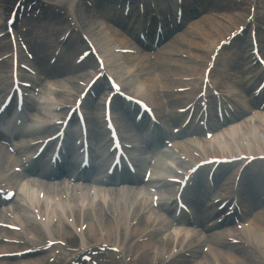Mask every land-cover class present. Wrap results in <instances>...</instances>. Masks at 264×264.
Here are the masks:
<instances>
[{
    "label": "bare ground",
    "instance_id": "obj_1",
    "mask_svg": "<svg viewBox=\"0 0 264 264\" xmlns=\"http://www.w3.org/2000/svg\"><path fill=\"white\" fill-rule=\"evenodd\" d=\"M12 1L13 0H0V18L6 14L7 8L10 6V4H12L11 3ZM51 1L59 2L58 0H51ZM218 3H219L218 0H200V4L204 8H209V7L215 8L213 6V4L216 5ZM14 4H15V0L13 2V5ZM260 4L262 6H264V0H260ZM38 6H39V3L37 4V7ZM211 8H209V9H211ZM235 9H236V7H233V8H230L229 11L224 10L223 12H227L229 14V16L233 17V14H234L233 11ZM42 11H46L47 16L45 17L44 21L42 22L40 30H34V32H33V34H37L38 36H40V39L42 41L41 46L35 47V46H33L32 43H30L31 47L34 49V50L33 49L32 50L36 54L35 55L36 58L33 61V68H34L35 72H37L38 76L36 78L29 77L26 80L30 83H34L35 86L41 88V92H42L43 97H46V89H45L46 84H42L43 79L40 78L41 68L45 67V70L54 71V73L59 77L61 76V73H64V75H66L67 78L61 83L64 84L65 87L69 86L71 89H74L75 91H77V89H75L77 87V80H82V77H86L87 79H89L90 75L89 74L84 75L83 72L86 70V67L95 66V63L93 62L92 58H89L80 67H75L74 64L71 66H68L65 64L64 65L55 64L52 68L47 66L46 65V56L44 54V51H46V53H49L50 51L51 52L54 51L55 47L58 45L57 40L59 39V37L61 35H63L69 29V25H66V22L63 19L64 17L59 16V17L55 18L54 16H52L50 14V12L48 10L42 9ZM88 20L93 26L94 19L89 18ZM208 22H209V18L202 17L201 21L193 23L192 27L193 28H195V27L199 28L200 27L201 30L205 33V35L211 37L208 29H210L214 25L212 24L213 22H211V23H208ZM237 24H238V22L235 23V26H237ZM231 28L232 27L227 28V31H229ZM114 30H116V29H114ZM116 32H119V31L116 30ZM73 35H74V33L71 35V37L69 38V40L65 44V47H72V50L76 51L79 49V47H76L78 41L73 42V43L70 41L72 39ZM184 35L190 36L191 34H189L187 32ZM215 41H217V39L206 41V44H208V48L210 50H211V45H209V44H212V42H215ZM48 43H52L53 47L48 49L47 48ZM116 43L118 45L114 48H125V46L132 44V42L124 43V41H122V40L118 41L117 39H116ZM245 46H246L245 47V49H246L247 45H245ZM168 47H169V49H171L170 53H172L173 51H176L177 53L182 52L181 51L182 48L177 47V44H175V43L173 44V42H171L168 45ZM195 47H196V50L200 49V46L197 44H195ZM8 48H9V45L7 44L6 40H4V39L0 40V57H2L4 54H7ZM1 49H4V50H1ZM64 50H65V48H64ZM247 50H248V48H247ZM184 53L188 54L189 56L192 55V51L184 52ZM64 54H66V53H64ZM122 58L124 60V63L126 65H128L129 69H134L141 62L145 63V66L143 67V71L136 70V72H135V70H134V73L137 75L139 82L145 87V90L147 93V95H145L143 93H139V94L146 96L149 103L152 106H154L155 111H156L158 116L161 115V113H162L161 111H162V109L165 108V106L162 104V101L160 100V96L153 92L155 89H158V87L156 88V86H154V85H156L157 79H159V78L161 79L162 76L168 75V74L170 75L173 73L171 69H168V63L178 62V63L182 64V66L180 67V70L186 69V72L189 73L188 75H184L185 72L177 71L180 73L177 76L196 75V74H199L202 70V65H194L188 61L172 60L171 57L169 56V52H167L166 50H162L161 52L158 53L157 61H156L155 65L150 63L149 60H147L146 56H144V55H141V56L126 55V56H123ZM229 60L233 61L232 65H231V62ZM250 63H251V60H250V56L248 57V55H247V51H245L243 55H242L241 51L238 53L236 52L234 57L230 56V59L227 58L225 60V64H226V67L228 68V70L230 69L228 67V64L230 67H233L234 69L239 68V66L241 68V65H242L243 66V73L245 72L246 66H248ZM6 69L8 70V72ZM10 71H11L10 62H3L2 64H0V96L3 95L2 99L4 98L5 93L11 88L10 83L5 78H3L2 75L5 72L9 73ZM21 72L24 73L23 70H21ZM249 73H250V71H249ZM44 80L50 81L49 79H46V78ZM52 84L50 83L48 85L52 87L53 86ZM231 84L234 87L233 89L236 92H238L237 96L233 95L234 94L233 91L227 92V94L232 97L233 102L238 101V103H240V104H248L247 94L251 91V89H249L247 87V84L241 85L240 83H236V82H231ZM164 85L169 86L167 88V89H169V93L167 95L168 102H169L168 105L173 107L172 113H174V110L176 108H180L183 105V103L187 102V100L190 98L187 95L177 96L171 92L172 90H170V89L172 87L170 86V84L168 85V83L165 82ZM98 92H100V91H96L97 94H98ZM190 95L192 96V94H190ZM67 98H69V97L65 96V95H58V96H54L53 99H54V101H59V100H65ZM179 99H185V101H183V102L178 101ZM93 103L95 104V102H93V100L90 97L86 99L83 109L86 111L87 114H88L87 110L90 108V106ZM179 104H182V105H179ZM96 106H97V110L99 111L100 110V104L97 103ZM121 106H122V103H120L119 101L115 102L114 115H115L116 122L118 123L119 129L121 131L123 141H129V140H132V138L136 137L137 133L135 135H129L128 134L129 130H132V128H134L135 126L133 124H131V122H129L124 117L123 108ZM37 108H39V107H36L35 105H32V107H31L32 110H37ZM39 109H42V108H39ZM127 109L129 110V108H127ZM240 114L242 115V113H240ZM51 115H53L51 110L47 109L45 111V114L40 118L41 122L44 118H50ZM89 119H90L89 124L91 126L90 137H91V141L93 143V151H92L93 157H94V159L98 158L99 156H103V158H105L106 157V150L108 148V143L106 141L107 135L105 134L104 131L100 130L101 121L99 118H94V117L91 118L90 117ZM169 119H170L169 122L175 121L174 116H170ZM240 119H243V118L235 117L234 122L229 123V124L239 122ZM259 120H260L259 122L254 121V123H251L248 120H243V122L240 124L241 125L240 129L242 131V135L236 136L238 134V132H234V133L232 132L229 134V131H228L229 135H233L231 137H228L231 139V140H229V143H228V141H226V143L228 144L227 147H229V151L231 153L236 152L235 150H233L230 147L231 146L230 144L232 142L234 144L237 143L239 150L241 152H246L247 150L241 146V141L245 139L248 141L249 145H251L252 141L257 142V140L253 136L256 135V137H257V135H258V138H260L259 133L264 134V118L260 117ZM211 121H213V120H211ZM251 125L253 126V129L255 131V135H252L251 132H249L251 129ZM30 127H31L30 124H27V125H25L24 128L20 129V131H18V133H16V132H14V133L18 134V136L29 135V133H27V131H28V129H30ZM223 127H226V126H223ZM54 130L55 129L44 127V125L38 126L33 131V133L31 134L30 141H37L39 139H45L46 137L50 136L54 132ZM134 131L135 130H133V132ZM136 131H138V133H139V128H137ZM216 131H217L216 129L212 130L211 133L216 132ZM187 132L189 133L190 131H187ZM199 133H200L199 130H196L194 132V134H199ZM168 136L170 138H173L174 140L178 139L177 137L173 136L171 133H169ZM215 137L218 138L219 133H216ZM218 139H220V137ZM198 143L203 144L204 152H206L205 150L210 151V147L208 146V143L206 141H204L203 138L199 137ZM176 146L180 150H182L183 152H188L189 154H193V152L196 151V149L194 147H192L190 145L189 146L184 145V142H182V138L178 142H176ZM260 147L264 149L263 145H260ZM248 150L250 151V153H243L244 155H248V158L245 160H242V161H238L239 165L241 167H243L249 161L250 157L254 154V151H256V149L254 147H251ZM70 151H74V149L72 147H69L68 152H70ZM141 153L142 152L140 150L134 152L135 156H138ZM217 154L219 155V153H217ZM214 156L217 157L216 154H214ZM219 156H221V155H219ZM222 156H224V154H222ZM233 156L236 157V155H233ZM0 159L2 162V165H0V181L7 180L10 178L15 180L16 179L15 177H18V176L13 175L12 164H14V163L19 164V161L14 156H11L7 152L6 148L1 146V145H0ZM147 161H148V159L145 160L144 163L139 164V171L146 168V166L148 165ZM149 161H150V158H149ZM35 167H39V168L42 167V163L39 161V162H36L35 164H33L31 171ZM251 167L257 168V165H252ZM47 172H48V169L44 168V172H42V174H47ZM237 172H238V168H236L234 165H228V167L222 168L220 170L218 169L215 173L217 183H219V180L224 178V176H226V175L228 178L234 179ZM243 172L246 174H253V171H251V170L249 171L248 169H245ZM63 173H65V174H58V173H52V174H57L58 176H67V177L72 176L71 174H67L68 172L66 169H63ZM109 173L110 172L108 171V168L105 167L103 169V171H100L95 176H104L106 181H114L115 179L120 177V175H118L116 178H113L112 175H110ZM247 176H249V175H247ZM23 179H25V177ZM22 180H20V181H22ZM79 180L80 181H82V180L88 181L90 183L92 181L89 179V177L87 175H83V177L79 178ZM158 183L159 182H156V181L152 182L151 181L149 185L153 186V185H156ZM124 184L130 185L131 187L132 186H138L139 189L133 191V187H132L131 190H127L125 193L119 189H116V191L113 192L112 194H108V193L104 194L101 191H99V193H100L99 199L93 200L91 198V196L89 195V191H90L91 187H89L87 189L80 187V191L82 192V198L85 199V202L87 203V208L94 209L99 214V216H98L99 220L97 218V220L94 222L90 221L88 219V213L89 212H86V214L84 215L82 210L79 208V201L80 200L76 195V190H74L71 193V197H72L71 203L73 202L75 204V207L72 210H69L66 212L56 211V212L52 213L51 215H48V222L46 224L45 223L38 224L34 219L31 218V216L28 214L27 211L20 209V208H15L16 217H17L19 223H21L23 225L24 229L29 233V235H32L35 238V241L46 240L47 238H53L54 240H63L71 246L74 245L75 241H78V239H77V235L73 234L71 232L68 223L65 221L66 219H69V218H73L75 221V224L77 226H81L82 223H86V222L89 224L85 233L82 236H79V239L82 240V242H83L84 238L86 237L87 241H89V243H86V244H88L87 246L112 243L114 245L121 244L122 247H124L126 244L125 239L128 235L131 237L137 236V238L152 236L154 244L148 246V243H144V244L138 245L136 247L140 251V256H141L142 262H148L150 260H153V262H154L155 260H161V264H162V262H164L166 260L165 256H164L166 249L168 250L169 253H173L175 248H177V250L179 251V249H181L183 247V240L180 241V243H179L180 246H175L174 245V239L170 236V240H169L170 242L161 243L160 240L158 239L159 232L162 230H166V233H168L170 231L171 227L169 226L170 225L169 221L167 220L166 216L162 213V211L155 212L154 210H152L146 206V204H148V201H147L145 195L142 194L143 191L141 190L142 187L145 186V184L143 183V179L140 180L139 178H134V177L132 178L131 177L128 179V181L126 183H122V184L120 183V185H124ZM229 184L230 183L226 181L221 186L219 185L218 193L219 194L222 192L229 193L231 190V187ZM28 185L36 188V192H38L41 189L40 186H38L37 184H35L33 182L28 183ZM164 186L165 185H163V187ZM222 186H224L223 189L220 188ZM258 189L259 188L257 185H255L253 188V190H255V191H257ZM67 191L68 190H62L61 188H58L56 193L53 191L47 192L46 193L47 203L50 200L54 199L55 196H57L59 199H61L60 194L63 193L65 195ZM259 191L264 192V190H262V189H259ZM257 196L255 194L253 198H255L256 200L255 199L249 200L245 206V213L247 214V217L250 218L249 221L252 222V225H251L252 228L245 230L244 233L256 234L255 231H258L259 234L262 233L263 234L262 237H264V208H261L262 205H260L261 203L259 204V202L257 201V198H256ZM108 198L111 199L112 203L107 202ZM120 201H122L121 204H120ZM206 201H208V199ZM128 202H129V205H128ZM62 203H64V202H62ZM116 203L119 204V206L121 208L125 207V210L134 212L133 216L134 217L138 216L142 220V225H143V227H146L145 230H147V231L146 232H140L139 227L129 229V228H127L129 226L126 225L125 226L126 233H124L123 232L124 224H122L123 220L120 221L118 219H115L114 217L107 216L108 213H110L112 210H113V214L115 211H117V210H114V208H116V206H115ZM252 209H254V212H252ZM163 210L167 211L165 209H163ZM252 213H254V214H252ZM105 216H106V218H105ZM80 217L83 219L82 222H81ZM54 218H57V223H53ZM102 219H104L103 225L101 223ZM144 219H146V222L144 221ZM115 223H120L121 224L120 227L117 226V228L115 229V226H114ZM117 230H120V234L122 235L120 239H116V235L119 234L117 232ZM224 232L225 231L222 230L218 234H210L207 237V242L210 246L209 253L210 254L217 253V255L220 257V259L224 263H227L228 261H225V259H228L229 261L233 262L234 264H248V263H246V261H247V259H249L250 256H246L243 249L238 248V247H233L234 249L228 248L229 249L228 253H225L224 251L220 250V248L228 247V246L224 245V239L222 237ZM234 233H237V232H234ZM13 234H14V236H17L15 233H13ZM102 235H105L109 240H106L105 238L103 239ZM16 238H18V237H16ZM18 239H21V238H18ZM189 242H190V246L194 247V249H192V252H191L193 257H197V258L201 257L202 259H208L211 256L209 254H203V253L199 254L198 253V251H199V249H201V247H199V241L196 238L191 237L189 239ZM262 242H263V248H264V240ZM35 245H38V243L33 242L31 246L33 247ZM159 245L162 247L161 251L151 248V246H159ZM132 246H135V244H133ZM24 249H27L26 245L20 246V245L12 244V245H8V246H4L3 244H0V252L11 253V252L22 251ZM148 249H150V250L147 251ZM194 252H196V254H194ZM47 259H48V255L43 254L41 256H37L36 258H24L22 260L15 259V260H11V262H12V264H46ZM133 261L137 262V258H135ZM7 263H8V261H7ZM191 263H193V261L189 260V259L185 260V261L181 260V262H180V264H191ZM0 264H6V261H2V262H0Z\"/></svg>",
    "mask_w": 264,
    "mask_h": 264
},
{
    "label": "rangeland",
    "instance_id": "obj_2",
    "mask_svg": "<svg viewBox=\"0 0 264 264\" xmlns=\"http://www.w3.org/2000/svg\"><path fill=\"white\" fill-rule=\"evenodd\" d=\"M204 14L198 15L197 17H201ZM225 14L222 11H219L217 9H211L210 11H208L203 17H209V22H214V25L217 27V29L219 28V30H222L224 28L225 25H227L228 19L224 18ZM196 17V18H197ZM224 19H226V22H224ZM208 22V23H209ZM222 23V25H221ZM203 46L205 47V45L203 44ZM261 137L263 138L262 134H260ZM120 216V215H119ZM254 243L258 244L259 246H261V239L258 238L257 240H253ZM225 253H228L229 250H223ZM247 252L248 255L254 254L256 251L258 252V250L253 249V248H248L247 250H245ZM262 259L264 260V254L262 255ZM252 261L255 263V260L250 259L248 260L249 264H252ZM205 264H209L208 262H205Z\"/></svg>",
    "mask_w": 264,
    "mask_h": 264
}]
</instances>
